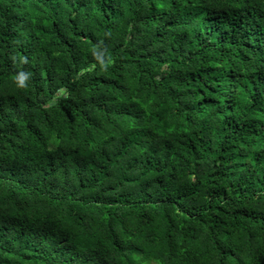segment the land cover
<instances>
[{
  "label": "trees",
  "instance_id": "obj_1",
  "mask_svg": "<svg viewBox=\"0 0 264 264\" xmlns=\"http://www.w3.org/2000/svg\"><path fill=\"white\" fill-rule=\"evenodd\" d=\"M0 264H264V0H0Z\"/></svg>",
  "mask_w": 264,
  "mask_h": 264
}]
</instances>
